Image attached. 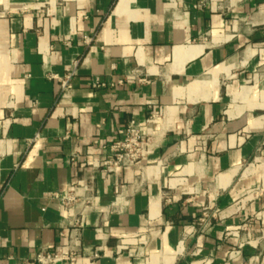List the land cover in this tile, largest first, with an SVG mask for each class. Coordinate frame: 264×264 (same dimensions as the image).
Segmentation results:
<instances>
[{
	"label": "crops",
	"instance_id": "0c3cea01",
	"mask_svg": "<svg viewBox=\"0 0 264 264\" xmlns=\"http://www.w3.org/2000/svg\"><path fill=\"white\" fill-rule=\"evenodd\" d=\"M131 121L150 148L109 170ZM75 240L264 264V0H0V264Z\"/></svg>",
	"mask_w": 264,
	"mask_h": 264
},
{
	"label": "built area",
	"instance_id": "2783aa9c",
	"mask_svg": "<svg viewBox=\"0 0 264 264\" xmlns=\"http://www.w3.org/2000/svg\"><path fill=\"white\" fill-rule=\"evenodd\" d=\"M107 83L96 79L94 86L104 87ZM62 87H68L66 80L62 81ZM150 136L142 126L131 121L127 127L126 137L114 142L110 146L111 157L106 161L109 170L120 169L135 164L143 158L150 148ZM91 189V188H89ZM76 199L75 194L70 192L63 202L70 205ZM60 236L64 237L65 233L61 232ZM81 243L75 240L73 245L58 244L51 249H45L38 252L31 259H26L22 264H77L80 257L79 247Z\"/></svg>",
	"mask_w": 264,
	"mask_h": 264
}]
</instances>
